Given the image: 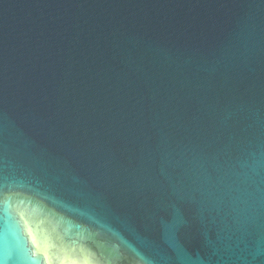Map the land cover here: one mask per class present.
Wrapping results in <instances>:
<instances>
[{"label": "water", "instance_id": "obj_1", "mask_svg": "<svg viewBox=\"0 0 264 264\" xmlns=\"http://www.w3.org/2000/svg\"><path fill=\"white\" fill-rule=\"evenodd\" d=\"M3 264H264V0H0Z\"/></svg>", "mask_w": 264, "mask_h": 264}, {"label": "snow or ice", "instance_id": "obj_2", "mask_svg": "<svg viewBox=\"0 0 264 264\" xmlns=\"http://www.w3.org/2000/svg\"><path fill=\"white\" fill-rule=\"evenodd\" d=\"M0 264H3V261L2 260H0Z\"/></svg>", "mask_w": 264, "mask_h": 264}]
</instances>
